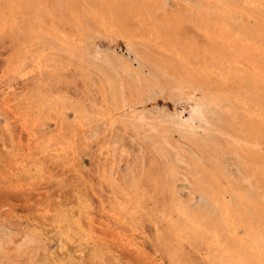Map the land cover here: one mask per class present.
Wrapping results in <instances>:
<instances>
[{"label":"rangeland","instance_id":"1","mask_svg":"<svg viewBox=\"0 0 264 264\" xmlns=\"http://www.w3.org/2000/svg\"><path fill=\"white\" fill-rule=\"evenodd\" d=\"M120 1L0 0V264H264L246 231L264 233V207L234 204L251 187L230 151L253 128L264 141V95L212 70L220 41L176 22L214 1ZM216 2L264 50V0ZM215 158L212 205L196 181L211 187Z\"/></svg>","mask_w":264,"mask_h":264},{"label":"bare ground","instance_id":"2","mask_svg":"<svg viewBox=\"0 0 264 264\" xmlns=\"http://www.w3.org/2000/svg\"><path fill=\"white\" fill-rule=\"evenodd\" d=\"M18 1V0H17ZM112 1V0H111ZM117 1V0H116ZM122 1V0H121ZM120 1V2H121ZM127 1V0H126ZM139 1V0H138ZM142 1V0H141ZM214 1V4H212L211 7H205L203 5H198V4H194V5H190V6H187L186 9H181L183 8L181 6V8L179 7V9H181L179 11V16H178V19L176 22L179 21H184V19L186 20V22H189L190 24L193 25V27L195 29H198V30H201V31H204V34L212 40L214 39H217L220 41V45L219 46H212L211 48H209L207 51L204 52V54L206 56H208L210 58V61H211V69L216 71L217 73H222L223 70H229V71H233L236 75H240V76H243V77H246V78H250L253 83L256 85V87L258 88V90L261 92V94L264 95V50L263 48L259 47V46H256V44L253 42V40L251 39H248L247 37H245V33L242 32L240 33L241 31L239 32H232L231 31V24L233 23L234 20H232V18L230 19L229 17H224V15L220 12V11H223L225 10L224 8V5L223 4H220V3H217L216 0H213ZM124 2V1H123ZM122 2V3H123ZM131 2V1H130ZM135 2V1H134ZM137 2V1H136ZM135 2V4H136ZM181 2V1H180ZM15 3V2H14ZM18 3V2H17ZM114 3H117L114 1ZM145 3V2H143ZM125 4V2H124ZM129 4V3H128ZM133 4V5H132ZM134 3H131L129 4L130 7L134 6L135 5ZM148 4V3H147ZM117 5V4H116ZM116 5L114 7H116ZM132 5V6H131ZM137 5V4H136ZM139 5V3H138ZM112 6V5H111ZM126 6V5H125ZM150 6V5H148ZM153 6V5H152ZM210 6V5H209ZM113 7V8H114ZM121 7V6H120ZM137 7V6H135ZM134 7V8H135ZM139 7H141L139 5ZM139 7L137 8V10L139 9ZM151 7V6H150ZM110 8V7H109ZM142 8V7H141ZM224 8V9H223ZM108 9V8H107ZM111 9V8H110ZM115 9V8H114ZM128 9V7H127ZM136 9V8H135ZM157 9V8H156ZM177 9V8H176ZM47 10V8H46ZM113 10V9H112ZM111 10V11H112ZM117 10V9H116ZM147 10V9H146ZM110 11V10H109ZM120 11V10H119ZM148 11V10H147ZM157 11V10H156ZM94 12V11H93ZM113 12V11H112ZM118 12V10H117ZM220 12V13H218ZM7 13V12H6ZM13 13V12H12ZM11 13V14H12ZM106 13V12H104ZM111 13V12H110ZM140 13V12H139ZM157 13V12H156ZM154 14L155 17L157 14ZM117 14V13H116ZM120 14V13H119ZM124 14V13H123ZM126 14V13H125ZM124 14V15H125ZM102 15V14H101ZM107 15V14H106ZM105 15V16H106ZM137 15V14H136ZM223 15V16H222ZM10 16V15H9ZM108 16V15H107ZM111 16V15H110ZM114 16V15H113ZM122 16V15H120ZM138 16V15H137ZM102 19H103V16H101ZM115 17V16H114ZM124 17V16H123ZM146 17V16H145ZM7 18V17H6ZM112 18V17H110ZM116 18V17H115ZM133 18V17H132ZM136 18V16H135ZM152 18V17H151ZM158 18V17H156ZM111 20V19H110ZM121 20V18H120ZM154 20V19H152ZM106 21V20H105ZM116 21V20H115ZM155 21V20H154ZM107 22V21H106ZM109 22V21H108ZM150 23H152L150 20H149ZM160 22V21H159ZM104 23V22H102ZM117 23V22H116ZM120 23V21H119ZM162 23V22H161ZM172 23V22H171ZM179 23V22H178ZM123 24V23H122ZM139 24V23H138ZM153 24V23H152ZM175 24V23H174ZM177 24V23H176ZM175 24V25H176ZM185 24V23H184ZM108 25V24H107ZM160 25V24H159ZM162 25V24H161ZM255 25V24H254ZM259 24H256L255 26H257ZM15 26V25H14ZM105 26V25H103ZM112 26V25H111ZM163 26V25H162ZM109 27V26H108ZM114 27V26H113ZM112 27V28H113ZM171 27V25H170ZM175 27V26H173ZM178 27V26H177ZM77 28V27H76ZM123 28V27H122ZM172 28V27H171ZM110 29V28H109ZM141 29V28H140ZM173 29V28H172ZM180 29V28H179ZM245 29H246V26H245ZM152 30V29H151ZM174 30V29H173ZM177 30V29H175ZM124 31V29H123ZM173 34V32H172ZM261 34V33H260ZM173 36V35H172ZM127 36H125L126 38ZM173 40V39H172ZM127 42H129V40H127ZM140 42V41H139ZM174 42V40H173ZM177 42H179L177 40ZM264 42V41H263ZM185 43V42H184ZM128 44V43H127ZM131 44V43H130ZM134 44V43H133ZM185 44H188L187 41ZM129 45V44H128ZM181 45V44H180ZM186 46V45H184ZM133 48V47H132ZM131 48V49H132ZM137 51V50H136ZM135 51V52H136ZM134 54H138V51L137 53H134ZM141 54V52L139 53ZM139 54L137 56H139ZM143 54H141V60L143 59L142 57ZM158 55V54H157ZM139 56V57H140ZM138 57V59H136L137 61L140 59ZM166 58V57H165ZM147 59V58H145ZM120 60V59H119ZM121 61V60H120ZM147 61V60H146ZM149 61V60H148ZM115 62V60H114ZM123 62V61H121ZM125 63V62H124ZM123 65L127 66V71H128V68H130L131 70V65H126L128 64L127 62ZM143 63V61H142ZM146 63V62H145ZM148 63V62H147ZM150 63V62H149ZM148 63V65H149ZM152 63V62H151ZM153 63H156L157 65V62H154ZM119 64V62H118ZM121 64V63H120ZM130 64V63H129ZM141 64V63H140ZM116 65V64H115ZM114 65V66H115ZM123 65H119L120 68L123 66ZM153 65V64H151ZM113 66V68H114ZM124 66V68H125ZM159 66H161L160 64H158L156 67H158L157 71H160V68ZM162 68V71H160V74L162 73L163 76H165V74L168 72L167 71V68L166 66L163 67V65L161 66ZM112 68V69H113ZM125 69L124 72H126ZM110 69V68H109ZM111 69V70H112ZM138 69V68H137ZM165 69V70H164ZM133 70V69H132ZM131 70V71H132ZM156 70V69H155ZM114 71V70H113ZM117 71V70H116ZM121 71V70H120ZM135 73H138L136 70H134ZM167 71V72H166ZM123 72V71H122ZM166 72V73H165ZM129 73V72H127ZM133 73V72H131ZM156 73V72H155ZM164 73V74H163ZM190 73V72H189ZM114 74H115V71H114ZM139 74V73H138ZM158 74V72H157ZM156 74V77H158V75ZM169 74V73H168ZM130 75V74H129ZM132 75V74H131ZM173 75L172 73L170 74V76ZM181 75V74H180ZM118 76V75H117ZM135 77V75H133ZM152 76V75H151ZM163 76H161V79L163 80ZM169 76V75H168ZM169 76V77H170ZM184 76V75H183ZM131 77V76H130ZM129 77V79H130ZM133 77V78H134ZM139 77L140 74H139ZM136 79V81L138 82V78ZM160 77V76H159ZM158 77V78H159ZM166 77V76H165ZM182 77V76H181ZM189 77V75H188ZM197 77V76H195ZM112 78V77H111ZM150 78V77H149ZM153 78V77H152ZM150 78V79H152ZM168 78V77H167ZM207 78V77H206ZM113 79V78H112ZM128 79V80H129ZM135 79V78H134ZM154 79V78H153ZM152 79V80H153ZM157 79V78H156ZM181 79V78H180ZM141 80V79H140ZM175 80L178 82L177 85L175 86V88L177 87H181V85L183 84V77H182V80H179L178 78H175ZM187 80V79H186ZM125 81V80H124ZM135 81V82H136ZM146 80H144L145 82ZM168 81V80H167ZM166 81V82H167ZM118 82V81H117ZM132 82H133V79H132ZM134 82V83H135ZM143 82V84H144ZM153 82V81H152ZM159 82V81H158ZM189 82V80H188ZM194 82V81H193ZM121 83V82H119ZM142 83V82H140ZM147 83V82H146ZM150 83V82H149ZM160 83V82H159ZM131 84V83H130ZM139 84V83H137ZM148 84V83H147ZM161 84V83H160ZM167 84V83H166ZM192 84V83H190ZM152 85V84H151ZM150 85V86H151ZM124 86V85H123ZM185 86V85H184ZM215 86V85H214ZM143 87V86H142ZM140 87V88H142ZM147 87V86H145ZM153 87V86H151ZM150 87V88H151ZM166 87V86H164ZM148 88V87H147ZM176 88V89H177ZM186 88V87H185ZM166 89V88H165ZM182 89H184L182 87ZM181 89V90H182ZM179 90V89H177ZM123 91H124V87H123ZM148 91V89H146V92ZM150 91V90H149ZM162 92V90H160ZM148 93V92H147ZM151 93V92H149ZM172 93V92H171ZM176 93V92H175ZM140 95H142L140 93ZM150 96V95H149ZM172 96V95H171ZM169 97V96H168ZM124 98V97H123ZM122 98V99H123ZM200 99V98H199ZM148 100V99H147ZM192 100V99H190ZM126 102V101H125ZM208 102V101H207ZM195 103V102H193ZM197 103V102H196ZM201 103V102H200ZM202 104V103H201ZM189 105V104H188ZM199 105V103L197 104ZM130 106V105H129ZM190 106H193V105H190ZM189 107V106H188ZM194 113L190 115V118L191 120L195 119V118H200L202 116V112H201V109L200 108H195L194 110ZM167 115V114H166ZM168 117V116H166ZM165 118V117H164ZM232 119H233V116H232ZM249 121V120H248ZM258 123V122H257ZM136 124V122H135ZM153 124V123H152ZM151 124V126H152ZM185 127H189L190 124H189V121H186L185 123ZM224 127H227L229 128L228 126H226L225 124H223ZM248 125V124H247ZM182 126V125H181ZM261 126V125H259ZM158 127V126H157ZM243 127V126H241ZM173 128V127H172ZM255 130H257L256 133H253V134H250V135H247L243 138V140L245 142H247V144H245V142H243L244 144H242V146L240 147H233L230 149L231 153L233 154V156L236 158L237 160V166H238V171H239V174L240 176L243 177L244 181H247L248 182V186L251 187V191L249 192V195H246L245 194H238V195H235L233 197V200H234V204H238V205H242L244 207H247V208H253L254 212L258 209H261L262 207H264L263 205V202H264V181H263V176H264V155L263 153L261 152V144L264 143L263 139L260 138V129H256V128H253ZM161 130V128H160ZM227 130V129H226ZM154 131V130H152ZM169 131V130H168ZM228 131V130H227ZM159 132V131H158ZM164 132V131H162ZM249 132V131H248ZM255 132V131H254ZM167 133V132H166ZM171 133V132H170ZM165 134V133H164ZM169 134V132H168ZM263 135V134H262ZM264 136V135H263ZM165 138V137H164ZM246 138V139H245ZM229 143V142H228ZM234 144V143H233ZM165 145H167V143H165ZM229 146H232V145H229ZM221 149V148H220ZM221 153V152H220ZM175 156V154H174ZM182 156V155H180ZM176 157V156H175ZM232 157V156H231ZM182 158V157H181ZM176 160V158H174ZM183 159V158H182ZM176 162V161H175ZM178 162V161H177ZM180 162V161H179ZM178 162V163H179ZM181 163V162H180ZM182 164V163H181ZM212 170L209 174V177L206 179L207 183H209V185L211 186L210 188L209 187H203L201 185V180L198 179L196 181V185H197V189L199 190V192L201 193L202 196H205L208 201H209V204H212V205H215L217 204L218 202H222V200L220 198H218L216 196V191L217 188H219V186L217 185L218 183V180H221V177H222V172L220 171L218 165H217V162H216V158H215V161H212ZM227 163H225V166ZM183 166H184V163H183ZM233 166V164H232ZM234 167V166H233ZM235 169V168H234ZM172 171V170H171ZM175 171V170H174ZM196 175V174H195ZM235 175V174H234ZM204 176V175H203ZM231 177V176H230ZM134 180V178H133ZM246 182V183H247ZM239 185V184H238ZM163 186V185H162ZM259 191H263L262 193L258 195H256V193ZM219 192V191H218ZM207 205V204H206ZM223 205V204H222ZM225 206H223V210H222V214L223 215H226V210H225ZM259 212V211H258ZM257 213V212H256ZM243 214V213H242ZM247 214V213H246ZM252 214V213H251ZM239 216V215H238ZM254 217V216H252ZM247 218V217H246ZM248 219V218H247ZM201 220V219H200ZM239 220V219H238ZM252 222V221H251ZM257 223V222H256ZM193 226V225H192ZM198 224L196 225L195 224V227H197ZM222 226V225H221ZM224 226V225H223ZM252 226V225H251ZM250 226V228H251ZM260 226V225H258ZM213 227V226H212ZM253 227V226H252ZM235 229V227H234ZM256 229V228H255ZM233 230V229H232ZM263 230V229H262ZM260 230V229H257L255 230L254 232V229H247V233H248V236H249V243H250V246H255L256 245V242L257 240L259 239H262L264 237V233L263 231ZM212 232V231H211ZM244 232V231H243ZM227 233V232H225ZM245 233V232H244ZM212 235V234H211ZM246 237V236H245ZM212 238V237H211ZM224 238V235L223 237ZM212 241V240H211ZM217 243V241H215ZM261 242V241H260ZM210 244V243H209ZM215 244V243H214ZM221 244V243H219ZM228 244V243H227ZM230 244V243H229ZM228 244V245H229ZM264 246V245H263ZM261 246V247H263ZM206 247V246H205ZM209 247V246H208ZM207 247V248H208ZM256 247V246H255ZM227 248V246H226ZM234 248V247H233ZM206 249V248H205ZM232 249V248H231ZM209 250V249H207ZM255 250H258L255 248ZM225 251V250H224ZM234 250H232L231 252H233ZM214 252V251H213ZM215 253V252H214ZM236 253V252H235ZM206 254V253H205ZM207 255V254H206ZM221 255V254H220ZM237 255H240V254H237ZM251 256V255H250ZM212 257V256H211ZM214 257V255H213ZM249 258V257H248ZM247 259V258H246ZM258 259V258H257ZM254 260H256L254 258ZM245 261V260H244ZM250 261V259H249ZM230 263V261H229ZM235 264H239V261H235ZM243 264V262H242ZM246 264V263H245ZM255 264V263H254ZM259 264V263H258Z\"/></svg>","mask_w":264,"mask_h":264}]
</instances>
